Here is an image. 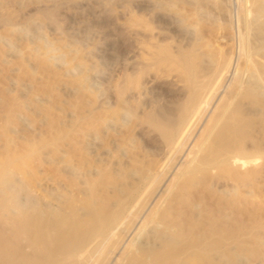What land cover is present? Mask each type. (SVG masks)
Returning <instances> with one entry per match:
<instances>
[{"label": "bare ground", "instance_id": "obj_1", "mask_svg": "<svg viewBox=\"0 0 264 264\" xmlns=\"http://www.w3.org/2000/svg\"><path fill=\"white\" fill-rule=\"evenodd\" d=\"M240 1L241 3L244 2V6H245L244 19H243V22H244L243 30L246 32V34H249V33L251 34V39L249 37L248 38L240 37L239 39V48L242 53V61H241L242 64H240L241 63L239 61L240 58H237V59L235 58L236 60H233L232 57L226 59L224 56L223 57L219 56L218 59L220 60H217L216 62L213 60L215 57L213 59L209 57L210 60H209L208 67H203L202 63L200 64L201 66L200 70L204 74L203 77L206 78V81L204 82V84H201V81L199 80L200 85H198L197 91L200 90V91L205 92V90H207L208 88L211 89L214 86H219V85L221 86L222 84L227 82V80H229L230 82L227 85L226 92H225L226 93L225 98L227 102L226 106L224 109H222L223 111L219 113L220 115L218 117L217 115L212 113L213 114L212 116L215 115V117H217L216 118L217 121L215 119H212V122L214 123L213 120H215L216 123H214L210 131H207L209 129L205 130L206 133H204L205 136L203 137V140L198 141V144L196 145L197 146L196 152L192 154V157L190 158V160H187V162H185V166L179 171V173L175 176V178H173L172 181H170L171 183L169 187L167 189H164L166 190V192L164 191V194L161 195V198L157 201L156 207L153 210H151L147 214V216L143 219L140 227L138 228V231L129 239V241L126 242L127 238L130 235L131 229L136 226L135 225L136 221L140 217L148 201L150 199L152 200V198L154 197L153 195L156 193L158 184H160L162 177H164L163 171L167 169L171 170L169 168L171 164L173 163L176 155L180 154L179 156H182L185 146L188 144V142L190 141V138L192 137V134H193L191 130L192 124L194 123L193 122L194 119L199 116L198 114L200 113V111H197L199 105L203 103V102L201 103V99H203L202 95H199L198 92L196 91L190 94L189 103H187L188 106L185 108V111H178L177 115L173 111V114L175 115L172 114V116H168L165 118L163 117L161 120L159 119L160 118L159 117L158 122L157 121L155 122L154 120L152 121V117L153 116L156 117V115L158 116V114L154 113L152 117L150 116L151 119L148 118L150 120L146 122L149 125L148 127L147 126L146 127L148 129L149 136L151 134V136L153 135L155 137L154 138L155 146H154V150L152 151L147 150L148 148L146 147L149 145H147L148 143H146V141L144 140L147 145V146L144 145L145 149H144V146L137 147V146H132L130 144L131 146L128 148L129 150L127 149L128 152H131L133 150L134 151L136 150V151L135 152L133 151L132 155L129 158L126 155L125 156L126 159L124 158L125 160L123 161L120 160L119 158L118 159L119 161L112 162L111 160H109L111 157L110 156L111 154L107 155L108 153L104 154L103 152V148L105 147V145L104 144H101V145L94 144L92 148L90 146L86 148H83L84 146L83 147L79 146L78 155L76 156V158L74 157L72 158L68 156V150L70 147L67 145L68 143L66 144V142L63 141L62 138L65 137V134H62L61 137H59L56 141L54 140L55 142L53 143L51 142V144L46 143L47 145L45 144L41 147L40 157L36 156L37 157L36 158L33 156L36 159L40 158L38 159L39 160L38 169L34 168L38 170L36 173L37 176L36 174H34L36 171L31 170V168L26 169L28 168V166L26 165L27 167L24 168L25 170L22 175L23 181L21 183L20 188L18 187L15 188L14 186L9 184V181H10L9 179L11 177V174L10 172H9L10 175L5 172V168H6L5 163L4 164L0 163L2 164L0 165V264H105V262L108 259H112L113 257H116V260L113 261V263L115 262L114 264H233L234 263L233 262L234 255L236 256V254L233 251H237V250H233L234 249L233 246L238 241L240 243L247 242V239L250 235V228L248 226L249 224L248 225L244 224V225H239V226H232L229 223L222 224L218 215H217L218 218H208L207 222H204L205 221L204 217H203L204 221L202 220V216L198 218H195V217L198 212L202 213V210L204 211L205 209V208L201 209L202 207L198 203L199 201L202 202V200H204L203 195H205L206 197V194H203L204 192H206L207 194L209 193V194L214 195L216 194L217 191H219L220 194L217 193L219 194V196L217 197L218 200H221V202L223 200V202H225L224 204L226 205H233V204L237 205L238 197L242 193L251 195L260 190V187H258V184H259V178L261 176V169L259 168L258 163H259L261 154L264 151V138H263L264 136L262 137L263 139L255 138L256 140H253V141L250 140L252 141L250 145L248 144V137L250 136L252 132H253L252 134H255V132L257 134L258 130L257 131H254V130L259 125V123L258 125L255 124V129H253L254 120L256 119L255 117L256 115H258V118L259 117L261 118L262 109L261 110L259 109V106H260L259 103L261 102L262 98L264 99V0H240ZM251 6L252 7L254 6V8H252L254 10L251 9ZM200 10L198 11L200 12ZM233 12H234V15L236 16L237 14L236 11L234 10ZM195 13L198 15L197 12ZM7 18L9 20L8 16ZM5 21L7 22V20ZM180 21L181 20L177 22L179 23ZM5 26H7V24ZM134 26H135V23H134ZM142 31L144 32L145 35H147L145 33L146 31L144 30ZM148 35H151V33ZM150 37L152 38V36ZM193 40H196V38ZM151 42L153 43L152 39H151ZM188 50H189V46H188ZM199 50L202 51L201 49ZM141 51L143 53V50ZM158 51L160 50L158 49ZM190 51H193L194 53V49ZM225 51H222V52H225ZM183 52L185 53V51ZM213 52L214 50L212 49V53ZM215 52L218 53V51H215ZM124 53L126 54V51ZM150 53L152 52L150 51ZM163 53L165 54V52ZM178 53H181V51ZM186 53H188V54H184L186 56H182L181 55L182 53L179 54L181 58L184 57L183 61L185 60L184 63H186L185 69H187V71H186V74H183V75H186V77H188L189 79L193 77L195 80V78L198 76L199 71L195 68L196 63L194 64L193 59L191 55L189 54V52H186ZM210 53L211 52H209V56H210ZM216 53L215 55L217 57ZM195 54L197 55V53ZM198 54H201V52ZM147 55L151 56V54L149 53ZM174 55H176V53ZM213 55L214 54H212V56ZM126 57L128 58V56H125V58ZM167 58L169 59V57ZM145 60L147 61V59ZM174 61H176V59ZM181 61H179V63H181ZM203 61H206V60H203ZM144 63L146 64L147 62L144 61ZM129 67L130 66L128 65V69ZM145 67L146 65H144L143 68ZM171 67L169 66L168 70ZM174 68L177 69L176 67ZM181 69L182 68H180V70ZM172 70L174 71L173 67H172ZM126 71H127V67H126ZM178 72H181V71H178ZM182 72L179 74H182ZM164 74L166 75L167 73H164ZM177 74L178 73H176V75ZM167 76L169 77V75ZM199 77H202V76H199ZM126 86H125V89L128 87ZM146 86H148V84L147 85L144 84L143 87H146ZM155 86L157 85L155 84ZM183 86L185 85L183 84ZM92 88L94 90V87ZM120 89L122 88L120 87ZM191 89L193 90V88ZM107 90L109 89L107 88ZM110 90L112 91L111 88ZM114 91L116 92V89H114ZM141 91L144 92V90H141ZM138 92H135V93H138ZM159 92L160 91H158V93ZM165 92H166V89H165ZM112 94H115V93H112ZM181 94L182 92L180 93V95ZM103 95H104L103 97L107 98L105 94ZM159 95L161 94H158L157 96ZM175 95H177L176 92H175ZM214 95H215V91L213 92V95L211 96H214ZM150 97L149 99L151 100ZM153 97L155 96L153 95ZM212 98H211V101L214 100V98L213 100ZM182 99H183V94H182ZM146 100H144L143 102H145ZM154 101L156 100L154 99ZM11 103L12 105L14 104L12 101ZM92 103L96 104L94 102ZM148 103H151V102L148 101L145 105L147 106ZM161 104H162L161 106V109H162L164 105L163 103ZM92 105L90 104L89 106H92ZM116 105L118 106V103ZM120 105L121 104H119V106ZM98 106L99 105H97V107ZM150 106L152 107V105ZM120 107L122 108L123 106L121 105ZM263 107H264V104H263ZM124 108L125 106L123 107L122 110H124ZM154 108L156 109V107ZM169 108H166V109H169ZM205 108H203V110ZM208 108L210 109V107ZM156 110L158 111V109ZM74 112L76 113V111ZM148 112L146 113L148 114ZM93 113H90L91 115L90 117H92L93 115L92 118L97 119ZM123 114L124 113H122V116H119V115L115 116V119L119 120V118L124 116ZM128 115L130 116V114ZM71 116L69 118L72 119V117L74 116L75 118L73 117V119H76L77 113H76V116L75 114L72 117ZM140 116L141 115H139V117ZM173 116H176V117H173ZM204 116L206 115L204 114ZM90 117L88 116L89 119ZM124 117H128L127 114H125ZM253 117H255V119ZM78 118L79 117H77V122H78ZM84 118L86 119V117ZM200 118H201V115H200ZM260 118L259 120H256V122L257 121L260 122V120H262ZM73 119L71 120L72 122H73ZM122 120H124L123 122H127L126 118L124 119L122 118ZM101 121L104 122V120H101ZM130 121L133 122L131 119ZM81 122L83 121H80V123ZM86 122L83 123V126L85 125L84 128L86 127V125H88L87 128H91L92 126L90 127V125L87 124ZM138 122L141 123L140 120ZM138 122L136 124H139ZM132 124L130 126L131 127L130 129H132ZM194 124L196 125V123ZM73 125H76V124H73ZM125 126H121V127L123 128ZM54 127L52 128L54 129ZM144 127H142L143 130H144ZM59 128H62V127H59ZM82 128H81L82 131L80 132L84 134L83 130L86 132V128L85 129L84 128L82 129ZM262 128L264 129V125ZM124 129H127V128H124ZM71 130L72 129H70V131ZM113 130L117 131L116 129H113ZM45 131L48 133L47 129ZM78 131L79 130H76V132ZM104 132H102L101 134L102 136ZM70 133H73V132L71 131ZM74 133H75V129H74ZM117 133L116 134L114 133L113 135L116 136L118 135ZM73 134L71 135L73 136ZM83 134L81 135L78 134L79 136L77 135L75 137L80 139L81 138L80 136H82ZM131 134H134V133H131ZM82 137L84 138V135ZM42 138H44V136ZM59 139L61 140L59 141ZM253 139H254V135H253ZM86 140H87V137H86ZM110 140H109L110 142L115 143V141H112L111 138ZM72 141L74 140H71V142ZM118 141H121V140H118ZM69 145H71V143H69ZM78 145L79 143L77 144V146ZM248 145L250 146L251 149H254V150L256 149L257 153L256 154L252 153L251 156L246 155V153L243 154V151H246V150L248 152L251 151V149L250 150L247 149ZM36 147L35 148L32 147V152L36 149ZM89 147L90 149H88ZM71 149H72V146H71ZM6 150L8 151V149ZM107 150L112 151V149L110 148H108ZM2 151H4L3 148H2ZM36 151L37 150H35V152ZM119 152L121 154V151ZM8 154L10 153L8 152ZM123 154H126V153L122 152V155ZM159 155L160 157L162 156L161 159H164L165 161L163 162L164 164H162V166L157 167L155 166V162L152 160V158L155 156H159ZM9 157L11 156L9 155ZM127 159H131L130 163H127L128 162ZM32 160L30 161V163L32 162ZM11 161H12V157H11ZM172 169L174 170V168ZM165 181L167 182V180ZM16 182H19V180ZM161 184H163V182ZM4 185H6L7 187L6 189L3 188ZM195 192L196 193L202 192L200 194H203L201 195V197L198 198L199 200L197 199L198 204L194 200L196 196L193 197ZM223 202H222V205H223ZM218 203L220 202H217V204ZM204 204L211 205V202L209 203L206 202ZM185 208H190V210H193L191 211L189 219L187 220H185V216H184V214L186 213V211L184 210ZM195 208L198 210L197 213H195L196 212ZM207 211H204V214L203 213L202 214L205 215L206 213L209 212ZM218 214H221V212ZM140 232H141V237L139 240L135 242L136 236L140 234ZM239 249L241 253H243L244 255H247L248 253L251 252V249L247 245H243L239 247Z\"/></svg>", "mask_w": 264, "mask_h": 264}, {"label": "rangeland", "instance_id": "obj_2", "mask_svg": "<svg viewBox=\"0 0 264 264\" xmlns=\"http://www.w3.org/2000/svg\"><path fill=\"white\" fill-rule=\"evenodd\" d=\"M252 8H254V6L253 7L251 6V9ZM197 9L200 10V12ZM244 9H245L244 2L241 3L240 0H0V163L2 164L5 163L6 166L5 172L7 174H9L10 172L11 174V177L9 179L10 180L9 184L14 186L15 188L17 187L20 188L21 183L23 181L22 175L25 170L24 168H26L27 166L28 168L26 169L31 168V170L36 171L34 173L36 174L38 171L37 170L38 161H39L38 159H40V158L38 159L36 158L40 157L41 155L40 153L41 147L46 143L51 144V142L52 143L55 142L59 137H61L62 134H65V137L62 138L63 141L66 142V144L68 143L67 145L70 147L68 150V156L72 158L73 157L76 158V156L78 155L79 146L80 147L84 146L83 148L90 146L92 148L94 144H100V145L104 144L105 147L103 148V152L104 154L108 153L107 155L111 154L109 160H111L112 162L119 161L118 160L119 158L120 160L123 161L126 159L125 157L126 155L129 158L132 155V152L134 151L133 150L131 152H128L129 150L128 148L131 145L138 147V146H144L146 145V143H148L147 145L149 146L146 145L147 146L146 148H148L147 150L152 151L154 150V146H155L154 143L155 137L153 135L151 136V134L149 136V132L147 129L149 124L146 121H149L151 119L150 116L152 117L154 113L158 114V116L157 115L156 117L153 116L152 121L154 120L155 122L156 121L158 122L159 117H160L159 119L161 120L163 117L165 118L168 116H172L173 111L175 112L176 115L178 114V111H185V108L188 106L187 103H189L190 94L196 91L198 92L199 95H202L203 97V99H201V103L203 102L202 103L203 106L202 104H200L197 109V111H200L201 114L199 113L198 114L199 116L196 117L193 121L194 123H196V125L194 123L192 124L191 130L193 134L189 141L190 144L188 142V144L185 146L182 156H179L180 154L176 155L173 163L169 168L171 170L167 169L163 171L164 177H162L160 184L163 182L164 185L158 184L157 187L158 191L156 190V193L153 195L154 197L153 196H152L153 198L151 197L152 200L150 199L148 201L146 205L147 208L145 207L143 209L140 217L135 223L136 226L134 225L135 227L131 229L130 235L127 238L126 242L129 241V239L138 231V228L140 227L143 219L147 216V214L151 210H153L156 207L157 201L161 198V195L164 194V191L166 192V190L164 189H167L169 187L171 183L170 181H172V179L175 178V176L179 173V171L185 166V162H187V160H190L192 154L196 152L197 150L196 145L198 144V141L203 140V137L205 136L204 133H206L205 130L207 129H209L207 131L211 130L212 126L217 121L216 118L220 115L219 113H221L223 111L222 109H224L226 106L227 102L225 98V94H226L225 92L227 85L230 82L229 80H227V82H225L221 86L220 85L214 86L211 89L208 88L207 90H205V92L200 90L197 91V87L198 85H200V81L201 84H204V82L206 81V78L203 77L204 74L200 70L201 69L200 64L202 63L203 67H208L210 60L209 57L212 59L215 57L216 60L215 58L213 60L216 62L217 60H220L218 59L219 56L222 57L224 56L226 59L232 57L233 60L240 58L239 61L240 62L242 61V53L239 48V39L240 37H245V38L249 37L251 39V34L249 33V31H248L249 34H246V32L243 30ZM234 10L237 13L236 16L234 15L233 12ZM195 12H197L198 15ZM7 16L9 17V20ZM135 18L136 20L137 19L139 20L136 21ZM5 20H7V22ZM179 20H181L180 21L181 23L177 22ZM142 21L145 24H143ZM8 22L11 23L9 24ZM5 23L7 24V26H5L6 25ZM141 29L146 31L145 33L147 35H145ZM150 33L151 35H148ZM150 36H152V38ZM149 37L153 40V43L151 42V39ZM190 38L192 41L190 40ZM195 38L196 40H193ZM155 46L160 51H158V49ZM188 46H189V50H188ZM191 46L194 48H192ZM198 48L201 49L202 51H200ZM181 49L185 51V53ZM193 49H194V53L193 51H190ZM212 49L214 50L213 53H212ZM141 50H143V53ZM145 50L147 51L150 50L152 53H150V51L147 52ZM125 51L126 54L124 53ZM177 51L178 52L181 51L182 54L178 53ZM215 51H218V53H216ZM145 52L147 54L148 53L151 54V56L147 55ZM163 52H165V54ZM186 52H189V54L193 59L194 64L196 63L195 68L199 71L198 76L195 78V80L193 77H191L190 80L188 77H186V75H183L186 74L187 71V69H185L186 63H184L185 60L183 61L184 57L181 58L179 54H181L182 56H186L184 55V54H188ZM200 52L201 54H198ZM209 52H211L214 55L216 53L217 57L216 55L212 56L211 53L209 56ZM175 53L176 55H174ZM195 53H197L198 56ZM125 56H128V58L127 57L125 58ZM167 57H169V59ZM180 58L182 59V61ZM145 59H147V61ZM175 59L177 63L176 61H174ZM170 60L173 61L171 62ZM144 61L147 63L145 64ZM179 61H181V63H179ZM240 64H242V62ZM123 65L127 67V71H126V67H124ZM128 65L130 66L129 69H128ZM144 65H146L145 68H143ZM171 65L174 71L172 70ZM169 66L171 68H169L168 70ZM174 67H176L177 69H175ZM180 68L182 69L180 70ZM134 70L136 71V73ZM178 71L181 72L184 71V72H182V74H179L181 72ZM162 72L163 74L164 73L167 74L166 75L164 74L165 75L164 76ZM160 73L162 74V76ZM176 73H178L179 75L178 74L176 75ZM108 74L111 77H109ZM167 75H169V77ZM170 76L173 78H171ZM146 78L147 80L149 79L148 80L149 83L147 82ZM181 79L183 80V82ZM175 82H177L178 84ZM154 83L157 86H155ZM182 83L185 86H183ZM144 84L145 85L148 84V86L143 87ZM125 86L127 87L126 89L129 91L125 89ZM92 87H94V90ZM120 87L122 89H120ZM107 88L109 90H107ZM110 88L112 89V91L110 90ZM191 88H193V90ZM114 89H116V92L114 91ZM99 90H101L102 92ZM141 90H144V92H142ZM158 91L160 92L162 91L165 94L162 92L158 93ZM214 91H215V95L211 96L213 95ZM156 92L158 94H161L162 96L161 95L157 96L158 94ZM175 92L177 95H175ZM179 92L180 93L182 92L183 99H182V94L180 95ZM103 94H105L107 98L103 97L104 96ZM152 94L155 97H153ZM173 96L176 97L174 98ZM149 97L151 98V100L149 99ZM210 97L211 98L213 97L214 100L212 98L213 101H211ZM154 99L156 101H154ZM144 100L146 101L143 102ZM164 100L166 101V103ZM11 101L14 103L13 105ZM148 101H150L151 103H148L146 106L145 104ZM92 102L96 104H93ZM116 102L118 103V106L116 105L117 104ZM261 102L259 103L260 105L259 109L260 110L262 109V115L261 118L260 117L259 118L262 120H260V122L258 121L256 122V120H259V118L258 115L256 116L254 115L256 119L255 117H253L255 119L253 129H255V124L258 125L259 123V125L254 130V131L257 130L258 131L257 134L256 132L255 134H252L253 132L250 131L252 133L248 137L249 145L253 140L264 138L263 137L264 135H262L264 134V129L262 128L264 125L263 98ZM161 103H163L164 105L163 107L165 109L163 107L161 109L162 106ZM90 104L93 105L89 106ZM119 104H121L123 107L125 106L124 110H122L123 107L121 108L120 107L121 105L119 106ZM97 105L99 106L97 107ZM150 105H152V107ZM115 106L118 108H116ZM154 107H156L158 111ZM208 107H210V109ZM166 108H169L170 110ZM203 108L205 109L203 110ZM74 111H76L77 116ZM146 112H148V114ZM90 113H93L98 120L94 118L96 120L95 121L92 118L93 115L92 117H90L91 116ZM122 113H124L123 114L124 116L125 114H127L129 118L123 116L119 118V120H116L115 116L117 115L122 116ZM212 113L217 115V117H215V115L212 116L213 115ZM74 114L76 116V119H73ZM128 114H130V116L133 118H131ZM204 114L206 116H204ZM139 115L141 116L139 117ZM70 116L72 117L73 122L71 121L72 119L69 118ZM88 116L90 117V119L88 118ZM77 117H79L78 122H77ZM84 117H86V119ZM122 118L123 119L126 118L127 122H123L124 120H122ZM79 119L80 121L83 122L80 123ZM130 119L133 122H131ZM212 119H215L216 121L213 120L214 121L213 123ZM84 120L86 121L89 120L88 121L89 123ZM101 120H104V122ZM139 120L141 123L138 122ZM84 122L89 124L90 127L92 126L91 128L93 127L95 128L93 129L87 128L88 125H86L85 127L86 132L83 130L84 132L83 134L80 131H82L81 128L82 127L84 128L85 126V125L83 126ZM137 122L139 124H136ZM208 122H210L211 125ZM130 123L131 124L133 123L132 129H130L131 128ZM121 126H125V127L122 128ZM144 126L145 127L147 126L146 129ZM52 127H54V129ZM142 127H144V130ZM69 128L72 129L71 131L73 133L75 129V133L74 134L70 133L71 131ZM46 129L48 130V133L45 131ZM113 129H116L117 131H114ZM76 130L79 131L76 132ZM95 131L98 132L96 133ZM102 132H104L103 136L101 135ZM77 133L79 135L83 134L84 138L82 137L83 135L80 136L81 137L80 139L75 137L78 135ZM114 133L118 134L116 135L117 137L113 135ZM71 134H73V136ZM46 135L49 138H47ZM253 135H254V139H253ZM43 136L45 140L44 138H42ZM86 137L88 141L86 140ZM145 137L147 138V140ZM110 138L112 139V141H115V143L110 142L111 141ZM149 139L151 142L149 141ZM60 140L61 139H59V141ZM71 140L74 141L71 142ZM144 140L146 141V143ZM69 143H71V145H69ZM78 143L79 145L77 146ZM249 145L247 147L248 150L251 149ZM32 147L33 148L36 147L35 150L37 151L39 149L40 150L38 152L37 151L35 152V150L33 149L34 150L33 152H35L33 153ZM90 147L88 149H90ZM2 148L5 152L2 151ZM108 148L112 149V151H108L107 150ZM6 149H8V151ZM119 151H121V154ZM251 151H250L251 153L248 152L247 150L243 151V154L246 153V155L251 156L252 153L253 154L257 153L256 149L255 150L251 149ZM8 152L10 154H8ZM122 152L126 154L122 155ZM2 154L4 155V157ZM9 155L12 157V161ZM33 156L34 157L37 156V157L34 158ZM159 157L160 155L152 158V160L155 162V166L157 167L162 166V164H164L163 162L165 161L164 159H161L162 156L160 158ZM33 158L36 160H34ZM263 158H264V151L262 152L260 157L261 161L259 160L258 163L259 164L258 166L261 169V176L259 178V184H258V187H260L259 190L260 192L257 191L251 195L242 193L238 197L237 205L234 204L226 205L224 204L225 202H223V200H222L223 202L222 205L221 200L217 199V197L220 194L219 191H217L216 194L214 195L209 193L207 194L206 192H204L203 194H206V197L205 195L200 194L202 192H197V193L195 192L193 196V197L196 196L194 200L197 203L199 200L198 198L201 197V195H203L204 200L201 199L202 202L199 201L198 203L202 207L201 209L205 208L206 210L204 209V211L207 210L209 211V212L207 211L208 213L203 215L204 214L203 210H202L203 214L201 212L197 213L198 210L195 208L196 209L195 213H197V215L195 214L196 215L195 218L202 216V220L204 221L205 218L204 222H207L208 218H218L219 216V219L221 220L222 224L229 223L232 226L249 224L248 226L250 228V235L247 239V242L240 243L238 241L233 246L234 248L233 250H237V251H233L236 254V256L234 255L233 264H264V217H263L264 198H262L264 197V186H263L264 159ZM31 160L32 162L30 163ZM127 160H128L127 163H130L131 159H127ZM7 167L8 168L10 167L9 168L10 170ZM172 168H174V170ZM18 172L20 173V175ZM18 180L19 182H16ZM165 180H167V182ZM3 188L6 189L7 188L6 185H4ZM206 202L207 203L211 202V205L204 204ZM217 202L220 203L217 204ZM184 210L186 211V213L184 214L185 220H187L189 219L190 213L193 210H190V208H185ZM213 212L216 214H214ZM220 212L221 214H218ZM234 217L237 219V221ZM140 237H141V232L136 236L135 242L139 240ZM243 245H247L251 249V252L248 253L247 255L241 253L239 249V247ZM236 252L238 253L239 256L237 255ZM115 260L116 257H113L112 259H108L105 262V264L106 263L114 264L115 262L113 263V261Z\"/></svg>", "mask_w": 264, "mask_h": 264}]
</instances>
